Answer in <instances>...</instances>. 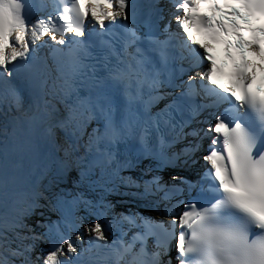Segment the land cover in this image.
Returning a JSON list of instances; mask_svg holds the SVG:
<instances>
[{
    "label": "snow or ice",
    "instance_id": "snow-or-ice-1",
    "mask_svg": "<svg viewBox=\"0 0 264 264\" xmlns=\"http://www.w3.org/2000/svg\"><path fill=\"white\" fill-rule=\"evenodd\" d=\"M230 2L169 0L177 34L160 0L143 18L136 0H41L52 11L35 19L34 0H0V264H264V96L246 60L233 87L216 84L193 35L264 57V0ZM129 145L154 167L124 175L138 166L121 155ZM201 160L195 179L159 174ZM72 171V190L60 187ZM121 186L171 220L115 212L107 195ZM42 198L61 215L37 232L26 221Z\"/></svg>",
    "mask_w": 264,
    "mask_h": 264
},
{
    "label": "bare ground",
    "instance_id": "bare-ground-1",
    "mask_svg": "<svg viewBox=\"0 0 264 264\" xmlns=\"http://www.w3.org/2000/svg\"><path fill=\"white\" fill-rule=\"evenodd\" d=\"M172 27H173V25H172ZM27 106V105H26ZM15 115H18V113L15 111V109H13L12 110V112H10V113H8V117H7V119H11V117L12 116H15ZM204 118V117H203ZM6 122V118H5V116H3V115H0V123H5ZM9 130H11L10 128H9ZM192 172H194V169L192 170V171H185V173L186 174H183V175H190ZM71 174L73 175V177H74V179L76 178V173H75V171H72L71 172ZM43 183H48V181L47 180H44L43 182H42V185H43ZM41 185V186H42ZM123 190H128V189H125V188H123ZM129 191V190H128ZM131 191H135V189H133V190H131ZM121 192H122V188H119V190H118V192H115V194L117 195V199L119 200V201H121V203L119 204V206H118V208L116 207L114 210H115V212H117V209H122V210H125V209H130V207L126 204V201L127 200H130V199H134L135 197L133 196V195H131V194H129V192H127V195L126 196H122V195H120L121 194ZM108 201H110V200H108ZM39 204L41 205V207H38L36 210H35V213L36 212H40V213H43V214H45V212H48V210H46L47 208L45 207V205H44V203L41 201V199L39 200ZM84 207H80L79 209H77L76 210V215H78V216H81L80 215V210H82ZM94 210V209H93ZM34 213V214H35ZM49 213V212H48ZM45 214V215H50V214ZM34 214H32L31 216H29L28 218H27V221L26 222H28L32 217H33V215ZM82 217V216H81ZM92 220H91V219ZM86 217V219L84 220V224L85 225H88V224H91L94 220H95V218L92 216V217ZM88 233H86L85 235H84V237H83V240L85 241L86 239H88L87 237H88ZM77 243H80V241H77Z\"/></svg>",
    "mask_w": 264,
    "mask_h": 264
},
{
    "label": "rangeland",
    "instance_id": "rangeland-1",
    "mask_svg": "<svg viewBox=\"0 0 264 264\" xmlns=\"http://www.w3.org/2000/svg\"><path fill=\"white\" fill-rule=\"evenodd\" d=\"M74 179L73 175L71 174V172L69 173L68 179L66 181V183H62L60 185V187H67L69 190H72V180ZM47 184V183H43ZM43 185L41 186V190H43ZM45 197H48L50 194L48 192L44 193ZM41 201L44 203L45 207L47 208L46 210H48V212H45V214H50V215H45L43 214L42 216L40 215V212H36L33 217L27 222L30 226L35 227L37 232H42L44 231V229L36 227V222L40 221V222H46L48 220H57L60 215H61V211L59 209H55L52 207V204L49 203L48 199H41ZM88 211V212H87ZM85 210L82 209L80 210V215L83 217H92L89 215V210ZM94 211V210H91ZM44 213V212H43ZM91 219V218H90ZM92 220V219H91Z\"/></svg>",
    "mask_w": 264,
    "mask_h": 264
}]
</instances>
